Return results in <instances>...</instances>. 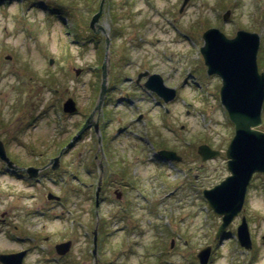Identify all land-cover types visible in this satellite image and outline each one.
I'll return each mask as SVG.
<instances>
[{
    "label": "rangeland",
    "instance_id": "rangeland-1",
    "mask_svg": "<svg viewBox=\"0 0 264 264\" xmlns=\"http://www.w3.org/2000/svg\"><path fill=\"white\" fill-rule=\"evenodd\" d=\"M104 1L95 33L89 21L100 0H14L0 4V116L3 122L13 123L10 128L15 140L10 148L18 153V161L34 164L39 152H44L42 159L56 155L58 145L72 137L94 107L106 56L110 73L108 92L101 103L104 113L93 116L98 131L86 129L62 150L58 167L50 168L41 186L28 189L25 181L0 177V217L3 213L6 218V223H0V251L27 246L28 241L13 240V233H20L36 235L42 242L41 236H47L45 252L55 254L54 243L60 237V241L71 240L66 256L73 263L81 259L85 262L80 264H93L91 233L98 222L96 264H198L195 256L206 244L214 247L208 264H264L261 174L251 179L243 209L220 241L215 238L220 216L205 204L201 189L227 175L225 159L207 161L197 178L193 169L188 170L184 185L183 172L166 178L145 159L142 143L131 145L136 135L125 131L116 134L118 127H128L131 133L130 127L134 130L137 126L138 134L163 146H176L180 137L188 138V168L198 166L196 146L201 142L224 151L233 128L220 103L221 80L205 73L198 47L203 44L202 32L209 26H218L227 36L239 28L256 31L260 35L257 63L264 71V0H188L182 10V0ZM227 9L230 14L224 21L221 15ZM76 67H81L78 75ZM144 68L158 72L165 84L178 88L169 113L154 106L133 82ZM125 92L131 94L126 96L129 103H115ZM69 97L75 100L77 111L61 114L62 101ZM137 111L145 115L133 125L130 120ZM181 123H186L182 130ZM261 127L264 130V102ZM54 139L56 145L51 143ZM96 148L99 155L109 157L108 163L103 162L105 175L107 170H124V176L136 182L138 190L127 192L126 207L116 201L108 187L94 207L99 174L93 159ZM162 180L184 186H170L172 191H167ZM48 191L58 194L61 202L47 199ZM242 214L249 225L250 249L241 247L234 237ZM171 238L175 240L173 248ZM37 251L33 249L27 264H45V255ZM59 263L58 259L47 264Z\"/></svg>",
    "mask_w": 264,
    "mask_h": 264
},
{
    "label": "water",
    "instance_id": "water-1",
    "mask_svg": "<svg viewBox=\"0 0 264 264\" xmlns=\"http://www.w3.org/2000/svg\"><path fill=\"white\" fill-rule=\"evenodd\" d=\"M187 1L184 0L183 5ZM103 2L101 0L98 11L90 20L91 28H94V23L101 14ZM228 14L229 10L223 15L224 18ZM202 37L204 42L199 48L207 73L217 74L221 78V102L234 124V134L226 148L231 175L213 188L204 190V195L214 211L222 214V223L217 230L219 235L240 211L252 174L254 172L264 174V131L258 129L261 125V107L264 99V72L260 73L258 70L256 57L260 39L256 32L238 29L235 35L229 37L219 28L207 27ZM78 72L76 70V73ZM105 72L103 71L100 98L105 89ZM145 85L160 94L164 101L174 97L173 88L164 85L158 74L150 75ZM63 106L66 112H73L76 109L71 98L67 99ZM198 151L203 160L218 153L205 144L200 145ZM36 172L37 169H33L31 174L34 175ZM241 220L242 223L238 226V238L241 245L249 248L251 241L247 225L245 220ZM67 248L69 244L63 243L58 251L65 252ZM208 251L209 248L206 247L199 252L200 264H206ZM8 262L11 264L13 259L9 258Z\"/></svg>",
    "mask_w": 264,
    "mask_h": 264
},
{
    "label": "flooded vegetation",
    "instance_id": "flooded-vegetation-1",
    "mask_svg": "<svg viewBox=\"0 0 264 264\" xmlns=\"http://www.w3.org/2000/svg\"><path fill=\"white\" fill-rule=\"evenodd\" d=\"M206 73V71H205ZM150 72L147 71L146 68L142 69V70H139L136 74V77L134 79V83L135 85H138V88L140 87L142 91H144L146 93V97L149 99V101L152 99L153 101V105L158 107V109H160V107H163L164 110L166 113H169V104L170 103H173L177 96H178V88L175 87V92H176V96L175 98L171 99V101L167 102L164 101L160 96H158L155 92L153 91H148L146 88H144L143 86V81L141 82V78L142 76H147L149 75ZM207 74V73H206ZM144 76V77H145ZM185 83L187 82L186 80L184 81ZM201 86V85H200ZM202 87V86H201ZM139 88V89H140ZM108 90V89H107ZM140 90V91H141ZM108 92V91H107ZM124 96H121L119 97L118 95V98L115 99V103H119V102H124L125 100L129 103V100L126 99V96H131V94L129 92H125L123 94ZM145 100V99H144ZM142 100V101H144ZM63 103V101H62ZM130 104H132V102H130ZM57 106V105H56ZM139 106V105H137ZM58 109H60V106H57ZM137 110H139L138 108H136ZM61 110H62V106H61ZM59 111V110H58ZM57 111V112H58ZM104 111V110H103ZM31 115L33 113H30ZM61 114H64L63 110H62V113ZM145 113L144 112H139L137 111L135 115H133L131 117V120L130 122L133 123V125L142 120L143 117H144ZM99 116H100V113H99ZM87 117H85L86 119ZM84 119V120H85ZM12 121L11 120H5L3 122V120H1V116H0V177H8L9 179L11 178V180H15L16 178H20L22 179L21 181L24 180V178H26L28 181H25L27 184V187L28 189L30 188H34L36 189V186H41L43 184V178L47 177L48 174V171L50 170V168L52 169L53 167V163H52V160L54 159V157H59L60 158V155L62 154V150H65V147L66 144L70 141V139L65 143V144H59L58 146L60 147L59 148V151L56 155H51L50 157L49 156H45L44 158L45 159H42L40 158L41 155H44V152H39V156L36 158V162L34 164L32 163H22L20 161H18V153H13L12 152V149L10 148L11 144H12V140L14 139L15 140V133H14V130L12 131V129L10 128L11 123ZM7 124L9 126H7ZM94 124V119L92 120V123L89 125L88 129H91L94 133L97 132L95 126L93 125ZM131 125V124H130ZM186 126V123H181L180 124V128L181 130L183 128H185ZM10 128V129H9ZM99 129V127H98ZM131 129V133L128 132V127L125 128V127H118L116 130H117V133H121L123 131H125L126 134H130V136H135L136 137H132V140L134 141H131V145L133 147L137 146L138 145H143V148H144V153H146V157L145 159H147L148 161H150L152 164H154L156 167H158L159 171L160 172H164L166 178H169V176L172 174V173H182V176L185 177V180H183V183L184 185L187 184L188 182V170H194L195 171V174H194V177L197 178L199 173L201 172V170L203 169V165L209 161V160H212V159H205L203 160L202 157L200 155L197 154L198 156V160L199 161V164L198 166L195 165L194 167L190 166L188 168V138H184V137H180L178 139V145H165L163 146L162 143H154L152 142V138L151 137H146V136H142L140 135V133L138 134V127L136 126V128H133L130 127ZM139 130H140V127H139ZM78 131V129L76 130V132ZM141 131V130H140ZM82 136V134L80 133L79 136L77 137H74L72 138L73 140L74 139H79L80 137ZM91 138V137H90ZM17 139V137H16ZM57 139V138H56ZM56 139H54L51 143L53 145H56L58 141H56ZM95 140H98L99 141V138L96 137L94 138ZM161 139V138H160ZM164 140V138L161 139V141ZM136 141V142H135ZM132 142H135V143H132ZM72 144V142L70 143ZM145 145H148V147H146ZM211 145V144H210ZM49 146V145H48ZM70 146L69 144L67 145V147ZM212 146V145H211ZM32 150L33 148L30 147ZM48 148V147H47ZM46 150V149H45ZM161 151H165V152H161ZM106 153V152H105ZM28 155H32V153L30 152V154L28 153ZM224 158V157H223ZM93 159L94 160H97V166L99 168L98 169L99 171H101V177H102V182H101V189H100V193L103 194V192L106 190V188H111L112 192L114 193V196H115V199L117 202L120 203V205H123L124 207H126L127 205V192L129 191H132V190H138V187L137 185L135 184L136 182L135 181H132L131 179L129 178H126V174L127 172L122 170L120 171L119 173H112L111 171L107 170V175H105V167L103 165V162L105 163H108L109 162V157L103 153H101V155H99V152L97 151V148L94 152V155H93ZM44 160V161H43ZM60 163V161H59ZM17 166H25V167H35V168H40V171L35 175V177H32L30 176L27 172H25L23 169H18ZM125 167H123L122 169H124ZM54 173V171L52 172ZM125 175V176H124ZM118 177V178H116ZM50 178V177H49ZM50 180H53V178H50ZM162 183L166 182V181H160ZM165 186H166V190L167 191H172V190H169L170 186H173L174 189H176L177 187H183L184 185L182 186H178V184L176 182H172L171 183H164ZM90 184H86V186H89ZM74 185H71L72 188ZM97 187V185H95ZM77 187V186H76ZM185 187L188 188V185H186ZM96 190V188H95ZM31 195H34L33 193H31ZM96 191H95V196H94V201L96 202ZM52 201H54L55 203H60V199H50ZM125 200H126V203H125ZM123 217H121L122 219ZM0 222H3V223H6V218L3 216V213H2V216L0 217ZM16 225L14 226V229H16ZM19 235L18 236H15L13 234V240L14 241H22V240H25V241H28L29 239L33 241V244L34 246L35 245H38L39 243H45L47 240V236H41V240L42 241H39L38 238L40 237H37L36 235H30V236H27L25 238V236H22L20 233H18ZM29 242V241H28ZM32 243H28L27 245H31ZM42 245H45L46 247L44 248V250H41L40 248H36L38 249L39 251H37L38 253H43L45 256L43 257V262L45 264L48 263V261H54L52 258L53 256H57L58 259L60 260V263L59 264H75L73 263L74 260H70L67 255L68 251L63 253V254H58L55 250V254L52 253V254H49L48 255V252H45V251H48V246H47V243L45 244H42ZM71 246H72V242H71ZM23 250L24 251V254L22 256V260L20 262H22V264H27V261H28V258L30 256V254L32 253L33 251V248L29 247V246H26V247H20V248H17V249H14V250H9V251H6V252H9V253H12V252H17V251H21ZM45 252V253H44ZM40 253V254H41ZM55 260V261H58ZM18 259L17 257L14 259V264H18ZM76 263H78V261H76ZM2 264V263H0Z\"/></svg>",
    "mask_w": 264,
    "mask_h": 264
},
{
    "label": "trees",
    "instance_id": "trees-1",
    "mask_svg": "<svg viewBox=\"0 0 264 264\" xmlns=\"http://www.w3.org/2000/svg\"><path fill=\"white\" fill-rule=\"evenodd\" d=\"M262 64V63H261Z\"/></svg>",
    "mask_w": 264,
    "mask_h": 264
}]
</instances>
